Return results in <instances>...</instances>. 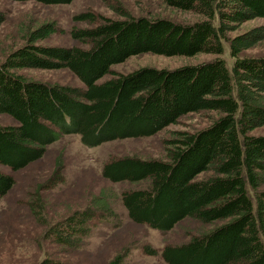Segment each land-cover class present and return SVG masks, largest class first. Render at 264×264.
Masks as SVG:
<instances>
[{
	"label": "trees",
	"instance_id": "obj_1",
	"mask_svg": "<svg viewBox=\"0 0 264 264\" xmlns=\"http://www.w3.org/2000/svg\"><path fill=\"white\" fill-rule=\"evenodd\" d=\"M11 1L51 6L74 0ZM157 1L201 18L178 23L133 17L121 6L111 7L119 19L81 13L73 20L87 26L70 30L81 44L73 47L39 44L58 32L55 22L19 24L16 36L23 42L0 62V116L15 121L0 125V165L13 172L25 169L64 135H78L84 147L95 148L151 138L182 117L214 112L218 116L207 127L175 132L165 140L163 159L112 158L101 175L111 183L142 184L121 194L127 217L136 225L165 234L185 219L223 222L184 243L165 245L159 252L165 264H264V136L248 135L264 126V57L242 56L264 40V25L228 37L247 21L264 20V0ZM5 20L0 12V26ZM223 42L234 60L231 70L218 57L172 70L111 71L141 54L220 56ZM23 69H66L83 87L27 79L16 73ZM106 75L112 77L98 83ZM13 185L14 179L0 172V199ZM93 205L50 226L48 239L75 251L91 237L95 219L117 217L102 194ZM38 264L68 263L45 258ZM107 264H125L124 256L115 255Z\"/></svg>",
	"mask_w": 264,
	"mask_h": 264
},
{
	"label": "rangeland",
	"instance_id": "obj_2",
	"mask_svg": "<svg viewBox=\"0 0 264 264\" xmlns=\"http://www.w3.org/2000/svg\"><path fill=\"white\" fill-rule=\"evenodd\" d=\"M112 6H121L133 17H161L178 23H193L201 17L165 6L157 0H74L69 5L46 6L34 1L13 2L0 0V12L6 20L0 26V62L11 48L22 44L16 36L19 24L38 25L55 22L58 32L39 44L57 47L81 46L69 32L72 28H84L85 23L74 21L81 13H93L109 19H119ZM264 25L256 18L238 26L228 37L244 34ZM223 53L197 54L193 57H164L153 54L133 56L124 63L113 65L116 74H128L144 67L176 69L197 65L221 58L229 70L234 60L229 45L223 42ZM243 57H264V40L244 51ZM27 79L47 84L83 87V84L68 70H17ZM106 75L98 83L111 78ZM214 112H201L182 117L151 138L127 139L104 143L95 148L84 147L78 135H64L51 144L39 161L17 172L0 165V172L11 176L14 185L0 199V264H38L43 259L59 260L68 264H107L115 255H123L125 264H165L159 255L167 245L184 243L191 236L207 231L223 222L201 224L192 219L180 222L171 232L162 234L145 225L132 223L121 204V194L142 187L128 182L111 183L101 175L102 166L112 158L138 156L140 158L163 159V142L171 139L175 132L195 133L217 118ZM0 125H15V121L0 116ZM250 136H264V126L249 132ZM57 166L61 168L58 169ZM58 169V170H57ZM56 177H60L57 179ZM203 177V176H201ZM264 190V185L260 186ZM100 194L117 217L95 219L91 237L75 251L54 244L47 237L50 226L70 216L93 208V200ZM155 250L158 255H148L145 249Z\"/></svg>",
	"mask_w": 264,
	"mask_h": 264
}]
</instances>
